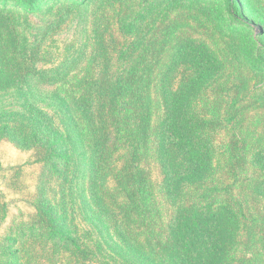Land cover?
Listing matches in <instances>:
<instances>
[{"label":"rangeland","instance_id":"obj_1","mask_svg":"<svg viewBox=\"0 0 264 264\" xmlns=\"http://www.w3.org/2000/svg\"><path fill=\"white\" fill-rule=\"evenodd\" d=\"M58 1L48 10L17 13L11 20L22 46L37 45L38 52L30 63L44 76L26 82L21 88L0 91V136L6 133L10 139L27 138L30 131L23 130L21 124H25L29 108L48 118L57 134H49L50 140L61 142L68 151L69 176L63 197L58 195L55 200L54 216L64 225L70 240L63 245L58 239L36 237L7 251L0 245V264H8L4 255L14 250L18 253L10 264H145L146 260L137 255L146 257L153 252L167 259V253L156 244L157 240H165L167 221L147 228L145 223L150 224L148 210L152 206L143 204L139 214L126 218L124 211L112 203L114 196L110 198L117 194L115 175L123 167L128 144L137 150L140 170L145 168L149 173V180L145 179L144 183L145 194L157 192L159 175L153 161L159 147L158 131L154 130L155 138L145 144L136 128L132 127L131 135L125 136L116 134L109 123L104 124L107 134L92 198L86 144L71 101L80 95V100H85L82 102L85 118H89L88 112H93L98 120L99 94L113 85L117 77L131 71L144 46L157 47L164 40L163 51L157 55V68L168 74L167 91L189 93L190 109L201 126L230 119L226 123L227 137L236 135L250 150L248 159L252 158L256 150L264 147V0L240 3L245 10H252L246 13L247 48L242 47L239 33L231 31V17L224 11L223 18L217 17L222 11L219 0H86L78 7L71 0ZM242 28L236 26V32ZM2 45L0 34V49ZM245 50L258 59V68L246 60ZM196 81L197 88L190 91ZM129 96L122 100L126 110L128 102L130 108L134 106ZM162 112L161 108L160 115ZM212 145L218 150V144ZM17 154L28 156L27 151L19 153L10 144L0 143V161L13 159ZM169 154L172 169L183 171L186 167L182 158L173 150ZM61 166L59 163L58 168ZM241 176L244 181L241 186L245 191L246 187L252 190L255 181L264 180V167L247 168ZM215 178L213 183L212 174L209 183L195 189L182 182L177 194L167 202L164 191L160 190L157 197L161 208L165 210L169 206L170 212H175L177 208L172 203L177 202L178 209L191 208L190 202H186L193 200L202 210H214L212 203L219 193ZM8 212L9 217L1 224L0 241L6 227L18 222L20 213L29 215L26 207L11 208ZM150 230L154 233H149ZM130 238L144 251L134 247ZM236 251L237 254L233 253L231 248L227 256H237L228 264H235L238 258L243 260L241 264H254L241 258L242 246L236 247ZM157 261L158 258L154 259V264ZM257 263L264 264V260Z\"/></svg>","mask_w":264,"mask_h":264},{"label":"trees","instance_id":"obj_2","mask_svg":"<svg viewBox=\"0 0 264 264\" xmlns=\"http://www.w3.org/2000/svg\"><path fill=\"white\" fill-rule=\"evenodd\" d=\"M56 1L58 0H0V34L3 39L0 49L1 92L21 88L26 82L43 78V72H39L30 63L38 52L37 45L22 46L11 20L18 16L17 13L48 10L50 6L57 4ZM85 1L71 0V3L78 7ZM219 1L222 3V11L217 17L223 18L224 12L227 13L231 17V31L239 33L242 47H249L245 35L248 29L246 13L252 10H245L243 3L240 4L242 0ZM236 26L243 28L236 32ZM127 31L130 32L129 27ZM163 41L157 47L144 46L131 71L127 70L125 76L117 77L113 85H108L99 94L101 104L98 120L93 112H88L89 118H85L82 110V102L85 100H80V95L71 101L80 119L78 127L86 144V166L91 173L90 195L92 198L95 195L98 163L107 134L104 124L109 123L116 134L125 136L131 135L132 127L136 128L140 130L138 135L145 144L155 138L154 130H157L159 147L153 161L159 175L157 192L145 194L144 183L150 177L149 173L145 168L140 170L137 165V150L128 144L123 156V167L115 175L117 194L110 196H114L112 203L124 211L126 218L139 214V209L144 208L143 204L152 206L148 210L150 224L145 223L147 228L155 224L164 225V221H167L164 227L165 240H157L156 244L167 253L168 258L164 259L163 254L159 256L156 252L148 253L146 257L136 254L137 257L146 260L145 264H154L156 258V264H228L237 256H227L231 248L237 254L236 247L242 246L241 258L258 264L257 261L264 260V180L255 181L254 186H251L252 190L245 186V191L241 186L244 185L241 175L247 168L259 170L264 167V147L256 150L252 158L248 159L250 150L240 143L239 138L236 135L227 137L226 123L230 119L211 121L206 127L198 124L199 120L190 109L192 103L189 93H169L166 85L168 74H162L157 68V55L163 51ZM245 56L254 67H259L258 59L250 50H245ZM197 85L196 81L189 90H195ZM126 96L134 103L130 108L128 102L127 110L122 107V100ZM161 108L163 112L160 115ZM24 119L26 122L21 127L23 130L29 129L27 138L10 139L6 133L0 136V143L10 144L19 153L28 152L27 157L17 154L13 159L4 158L0 161V228L9 217L8 209L26 207L29 211V215L20 213L18 222L10 224L6 227V232L2 233L0 245L5 251L36 237L58 239L63 245L70 240L64 225L58 223L54 216L55 200L58 195L63 197L69 176L68 151L64 150L61 142L54 143L50 140L49 134H57L50 127L48 118L36 109L29 108ZM212 143L218 144V150H214ZM60 147L62 150L58 153ZM171 150L184 161L186 168L183 171L172 169L169 158ZM59 163L62 164L60 168ZM212 174V182L216 177L215 184L219 189L217 198L212 203L214 210H202L193 200L186 202H190L191 208L178 209L179 206H175L177 202L171 205L177 208L175 212H170L169 206L165 210L161 208L157 197L160 190L164 191V202H167L177 194L182 182H185L184 186L195 189L201 184L209 183ZM112 223L120 227L115 222ZM118 231L119 229L115 230ZM149 233L154 232L150 230ZM159 236L160 234L155 235L156 238ZM130 239L134 247H140L144 251L142 246ZM130 243L127 242L128 245ZM150 250L152 251L151 248ZM17 253L18 250L6 252V263L13 262ZM23 257L22 255L21 258ZM242 262L238 258L235 264Z\"/></svg>","mask_w":264,"mask_h":264}]
</instances>
